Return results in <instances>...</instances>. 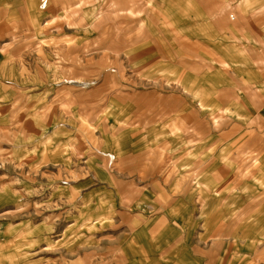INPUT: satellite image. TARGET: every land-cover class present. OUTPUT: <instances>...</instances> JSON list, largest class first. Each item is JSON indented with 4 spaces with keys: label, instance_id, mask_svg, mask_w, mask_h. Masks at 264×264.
I'll return each instance as SVG.
<instances>
[{
    "label": "rangeland",
    "instance_id": "rangeland-1",
    "mask_svg": "<svg viewBox=\"0 0 264 264\" xmlns=\"http://www.w3.org/2000/svg\"><path fill=\"white\" fill-rule=\"evenodd\" d=\"M0 10V264H264V0Z\"/></svg>",
    "mask_w": 264,
    "mask_h": 264
},
{
    "label": "crops",
    "instance_id": "crops-1",
    "mask_svg": "<svg viewBox=\"0 0 264 264\" xmlns=\"http://www.w3.org/2000/svg\"><path fill=\"white\" fill-rule=\"evenodd\" d=\"M6 14L7 13L5 10H0V18L5 16ZM1 29H3V28L2 27L0 28V33H1ZM151 131H154V130H151ZM161 133H164V131H161L160 134ZM159 138H157L156 140L158 141ZM167 143L168 144L171 143L172 145H174L173 140H171L169 138H168V140L167 139L163 140L161 145L165 146ZM159 146H160V144L156 145V147H159ZM180 157H182V161H183L182 165H187L188 161L186 160L185 155L184 156L182 155ZM174 158H175V155H173V154L167 155V154L161 153V151H159V150H157L156 152L152 151L151 156H150V159H151L150 161L154 162V160H155V162L153 164H147L146 166L144 165L142 168L140 176L145 177L147 175L148 171L150 169H153L154 172H152V173L158 172L159 176L162 177L166 182H169L170 179L174 175L173 179L175 178L176 184H178V186L181 187L182 186V184H181L182 183L181 182L182 177L187 175V174L185 172H183V170L181 171V169H177L175 171V174H173L171 172V169H170L171 164H169V163H171L172 162L171 160H173ZM191 177L192 176L189 175L190 181H193L194 179L195 180L198 179L197 176L192 177V179H191ZM198 183H199V179H198Z\"/></svg>",
    "mask_w": 264,
    "mask_h": 264
}]
</instances>
